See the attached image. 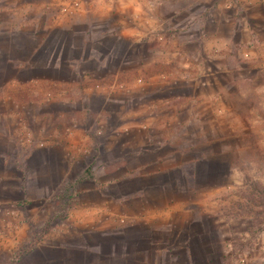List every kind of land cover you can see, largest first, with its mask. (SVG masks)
Segmentation results:
<instances>
[{
    "label": "rangeland",
    "instance_id": "rangeland-1",
    "mask_svg": "<svg viewBox=\"0 0 264 264\" xmlns=\"http://www.w3.org/2000/svg\"><path fill=\"white\" fill-rule=\"evenodd\" d=\"M151 1L158 12L160 0ZM182 1L188 4L183 12L186 18L193 9L192 0ZM111 2L116 4V0ZM134 2L139 10L135 18L113 7L111 22L100 24L106 34L101 46L130 49L114 55L120 67L119 61L135 56L126 40L109 36L108 29L120 36V16L129 23L143 22V0ZM79 4L75 0L71 6ZM84 28H78L79 34L64 36L60 44L72 41L74 46H83L85 34L89 35ZM97 41L88 38L90 44ZM136 51L143 54V45H136ZM162 73L170 72L135 74L146 78ZM39 88L40 101L17 106L24 115L16 131L20 142L29 139L26 113L31 116L39 110L49 113L56 126L52 131L63 127L67 135L72 129H83L86 134L108 137L128 125L127 100L133 89L128 91L123 82L113 87H29L25 94H36ZM176 90L183 95L193 91L191 82L180 83ZM98 91L106 95L97 98ZM135 92L136 97L141 95ZM165 94L166 89L157 93ZM113 97L123 102L113 103ZM185 121L183 126L192 129L190 120ZM258 121L253 122L251 134L237 133L228 140L231 149L216 145L220 155L210 160L208 146L194 149L193 136L187 132L179 150L167 147L163 151L162 164L142 169L159 170L151 176L135 175L133 162L127 164V150L120 151L126 159L118 164L111 151L99 152L95 160L92 141L70 145L66 159L49 166L0 168V264H260L257 256L264 253V134L257 131H264V125ZM92 159L94 163L89 162ZM88 164L94 179L85 178L74 202L61 211L57 204L60 191L66 182L82 177Z\"/></svg>",
    "mask_w": 264,
    "mask_h": 264
},
{
    "label": "crops",
    "instance_id": "crops-1",
    "mask_svg": "<svg viewBox=\"0 0 264 264\" xmlns=\"http://www.w3.org/2000/svg\"><path fill=\"white\" fill-rule=\"evenodd\" d=\"M73 1L0 0V168L49 166L64 161L75 143L92 141L95 160L99 152L111 151L118 164L126 159L120 151L127 150V164L133 162L135 175L151 176L159 170L142 169L162 164L163 151L179 150L187 132L193 136L194 149L208 146L210 160L220 155L216 145L231 149L228 140L233 135L251 134L255 120L264 125V0H192L186 18V1L160 0L157 12L154 1L143 0V22L129 23L120 16V36L108 29L109 36L126 40L133 50L134 59L119 61L121 67L114 55L130 49L101 46L106 34L100 24L111 22L113 7L135 18L139 11L135 0L131 4L130 0H116V4L76 0L77 8L71 6ZM179 12L183 14L177 16ZM81 26L89 33L83 46L72 41L60 44L64 36L79 34ZM93 37L98 39L95 45L88 42ZM140 44L143 54L136 51ZM142 70L170 73L136 77ZM119 82L128 91L133 89L127 100L128 125L108 137L86 134L83 129H72L67 135L63 127L57 133L51 130L56 126L49 113L39 110L31 116L26 113L31 126L26 145L16 139L17 125L24 119L18 104L40 101V88L30 95L25 94L27 88L113 87ZM186 82H191L193 91L183 95L176 88ZM135 89L142 96L136 97ZM163 89L167 94L157 95ZM97 93V98L106 95ZM185 120H190L192 129L183 126ZM257 259L264 264V253Z\"/></svg>",
    "mask_w": 264,
    "mask_h": 264
},
{
    "label": "trees",
    "instance_id": "trees-1",
    "mask_svg": "<svg viewBox=\"0 0 264 264\" xmlns=\"http://www.w3.org/2000/svg\"><path fill=\"white\" fill-rule=\"evenodd\" d=\"M90 166H91V164H88V166L86 167V170H85L82 177L74 179V180L69 181V182H66L65 186L60 191V193L57 197V204L60 207L61 211H65L70 206V204L74 202L77 188H78L79 184L85 178L89 179V180L94 179V177L92 176V172L89 169ZM260 195L261 194H259V196ZM62 213H64V212H62ZM64 218H66V217H64Z\"/></svg>",
    "mask_w": 264,
    "mask_h": 264
},
{
    "label": "built area",
    "instance_id": "built-area-1",
    "mask_svg": "<svg viewBox=\"0 0 264 264\" xmlns=\"http://www.w3.org/2000/svg\"><path fill=\"white\" fill-rule=\"evenodd\" d=\"M75 5H78L77 3Z\"/></svg>",
    "mask_w": 264,
    "mask_h": 264
}]
</instances>
